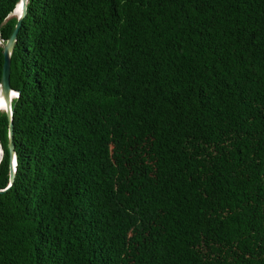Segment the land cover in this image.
Returning a JSON list of instances; mask_svg holds the SVG:
<instances>
[{
    "label": "trees",
    "instance_id": "1",
    "mask_svg": "<svg viewBox=\"0 0 264 264\" xmlns=\"http://www.w3.org/2000/svg\"><path fill=\"white\" fill-rule=\"evenodd\" d=\"M10 87L0 264H264V0H27Z\"/></svg>",
    "mask_w": 264,
    "mask_h": 264
},
{
    "label": "water",
    "instance_id": "2",
    "mask_svg": "<svg viewBox=\"0 0 264 264\" xmlns=\"http://www.w3.org/2000/svg\"><path fill=\"white\" fill-rule=\"evenodd\" d=\"M26 1L27 0H19L18 5L16 8L19 7L20 13L18 16V20L16 22V25L8 38V40L3 45V56H4V62L2 66V75H1V90H0V97H3L4 99V108L7 111L8 117L11 120V109H10V99L11 95L15 93L11 87H10V54L12 52L14 42L16 40L18 30L22 21V18L24 17L26 13ZM1 109V107H0ZM13 151H14V144H13V125L10 123L9 127V152L10 157L12 160L13 157ZM14 179V169L13 164H10V182H12ZM5 189H1V192H4Z\"/></svg>",
    "mask_w": 264,
    "mask_h": 264
},
{
    "label": "rangeland",
    "instance_id": "3",
    "mask_svg": "<svg viewBox=\"0 0 264 264\" xmlns=\"http://www.w3.org/2000/svg\"><path fill=\"white\" fill-rule=\"evenodd\" d=\"M19 13H20V10H19V7H18V8H16L15 11L13 12V15H17V16H19ZM13 96H14V95L12 94L11 97H13ZM3 108H4V106L1 107V109H3Z\"/></svg>",
    "mask_w": 264,
    "mask_h": 264
},
{
    "label": "snow or ice",
    "instance_id": "4",
    "mask_svg": "<svg viewBox=\"0 0 264 264\" xmlns=\"http://www.w3.org/2000/svg\"><path fill=\"white\" fill-rule=\"evenodd\" d=\"M13 95H15V93H13ZM4 106V99L3 97H0V107Z\"/></svg>",
    "mask_w": 264,
    "mask_h": 264
}]
</instances>
